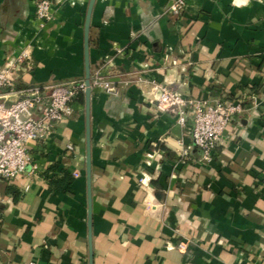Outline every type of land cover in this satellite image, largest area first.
<instances>
[{
  "label": "crops",
  "instance_id": "crops-1",
  "mask_svg": "<svg viewBox=\"0 0 264 264\" xmlns=\"http://www.w3.org/2000/svg\"><path fill=\"white\" fill-rule=\"evenodd\" d=\"M38 1L0 0V63L31 54L16 89L85 77L90 0H50L42 27ZM172 1H93L90 72L118 93L91 89L90 201L79 95L29 144L26 171L0 181V264H264V0H185L179 15ZM155 83L243 101L210 161L157 110Z\"/></svg>",
  "mask_w": 264,
  "mask_h": 264
},
{
  "label": "built area",
  "instance_id": "built-area-1",
  "mask_svg": "<svg viewBox=\"0 0 264 264\" xmlns=\"http://www.w3.org/2000/svg\"><path fill=\"white\" fill-rule=\"evenodd\" d=\"M185 0H173L169 12L179 15ZM35 16L42 27L52 19L50 0H39ZM121 53V49L116 50ZM31 54L28 49L20 50L15 56L0 63V181H11L24 173L31 161L28 146L31 142L45 141L54 125L69 116L72 102L84 96L85 77L51 84L49 86H27L15 88V80L24 66L30 68ZM90 86L109 94H117L118 81L90 72ZM9 89V91H5ZM158 111L168 112L177 123L188 126L192 144L202 150V158L210 161L227 133L229 125H239L243 101L227 97L203 99L184 96L167 83H155L152 87ZM16 97L6 105L10 95ZM68 149H72L68 145ZM187 153V148L182 154ZM35 169L37 166L32 165ZM75 177L78 172H73Z\"/></svg>",
  "mask_w": 264,
  "mask_h": 264
},
{
  "label": "water",
  "instance_id": "water-1",
  "mask_svg": "<svg viewBox=\"0 0 264 264\" xmlns=\"http://www.w3.org/2000/svg\"><path fill=\"white\" fill-rule=\"evenodd\" d=\"M94 0H90L87 17L85 21V28H84V45H85V82H86V89L84 92L85 97V113H86V176H87V187H88V197L90 201V174H91V164H90V124H89V106H90V94H91V86H90V65L88 61V44H89V16L90 11L93 5ZM91 254H90V264L91 261Z\"/></svg>",
  "mask_w": 264,
  "mask_h": 264
},
{
  "label": "trees",
  "instance_id": "trees-1",
  "mask_svg": "<svg viewBox=\"0 0 264 264\" xmlns=\"http://www.w3.org/2000/svg\"><path fill=\"white\" fill-rule=\"evenodd\" d=\"M51 168L54 169L55 167L52 166ZM71 179H72V178H71V176L69 175V173H68L67 171H63V172H62V177H61L60 179H53V180L51 181V184H52L55 188L60 189V188H63V184H64L65 180H66V183H67L68 186H69V184H70V182H71ZM68 186L65 187V189H67Z\"/></svg>",
  "mask_w": 264,
  "mask_h": 264
}]
</instances>
